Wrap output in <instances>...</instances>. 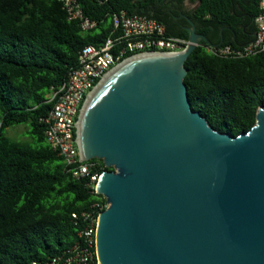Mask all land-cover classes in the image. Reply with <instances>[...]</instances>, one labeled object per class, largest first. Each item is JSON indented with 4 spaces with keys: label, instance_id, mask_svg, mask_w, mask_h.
Instances as JSON below:
<instances>
[{
    "label": "water",
    "instance_id": "95a60500",
    "mask_svg": "<svg viewBox=\"0 0 264 264\" xmlns=\"http://www.w3.org/2000/svg\"><path fill=\"white\" fill-rule=\"evenodd\" d=\"M183 16L185 48L120 68L81 118L93 89L80 108L81 156L112 166L96 181L107 201L96 223L99 264H264V105L235 136L190 108L184 59L210 41Z\"/></svg>",
    "mask_w": 264,
    "mask_h": 264
},
{
    "label": "trees",
    "instance_id": "16d2710c",
    "mask_svg": "<svg viewBox=\"0 0 264 264\" xmlns=\"http://www.w3.org/2000/svg\"><path fill=\"white\" fill-rule=\"evenodd\" d=\"M77 1L95 20L93 27L82 29L60 0H0V264H32L60 252L76 238L80 221L70 213L103 200L63 169L39 120L51 105L50 89L76 63L77 50L99 44L111 28V12L121 8L155 17L168 33L188 35L185 17L160 13L166 8L162 0ZM195 1L183 12L209 43L220 37V43L232 45L251 39L258 0ZM205 44L200 39L184 59L187 99L212 128L235 136L253 124L257 107L264 105V50L224 57ZM21 122L28 139L4 133ZM96 159L100 171L112 169Z\"/></svg>",
    "mask_w": 264,
    "mask_h": 264
},
{
    "label": "built area",
    "instance_id": "2783aa9c",
    "mask_svg": "<svg viewBox=\"0 0 264 264\" xmlns=\"http://www.w3.org/2000/svg\"><path fill=\"white\" fill-rule=\"evenodd\" d=\"M60 3L69 18L78 19L82 29L95 25V20L83 13L77 0H60ZM258 8L253 17L255 29L251 39L238 45L206 42L205 47L224 57H242L264 50V0H258ZM110 19L111 28L99 44L86 43L77 50L76 63L68 68L64 80L50 89L46 100L51 105L39 117L44 124V140L60 156L63 169L83 180L95 193H99L96 181L102 164L93 157L83 158L77 141V120L87 95L110 67L127 56L141 52L175 53L189 43L188 37L168 33L162 21L144 13L121 8L112 11ZM125 53L129 54L123 56ZM102 197L103 200L70 213L80 221L71 244L43 260H33L32 264H99L95 232L99 211L107 205Z\"/></svg>",
    "mask_w": 264,
    "mask_h": 264
},
{
    "label": "bare ground",
    "instance_id": "6f19581e",
    "mask_svg": "<svg viewBox=\"0 0 264 264\" xmlns=\"http://www.w3.org/2000/svg\"><path fill=\"white\" fill-rule=\"evenodd\" d=\"M176 53V52H175ZM150 54H156V52H148V53H141V54H136V55H132L129 57L124 58L123 60H121L120 62H118L116 65H114L113 67H111L110 69H108L101 77V79L99 80V82L95 85V87L93 88L92 92L88 95L82 112L80 114V118L82 117V114L91 98V96L96 92V90H98V88H100L105 82H107V80L113 76L120 68L130 64L131 62H133L134 60L143 57V56H149ZM109 72V73H108ZM108 73V74H107Z\"/></svg>",
    "mask_w": 264,
    "mask_h": 264
},
{
    "label": "rangeland",
    "instance_id": "374dc122",
    "mask_svg": "<svg viewBox=\"0 0 264 264\" xmlns=\"http://www.w3.org/2000/svg\"><path fill=\"white\" fill-rule=\"evenodd\" d=\"M181 2H182L183 9H190L196 3L195 0H182ZM26 127L27 125L24 122L13 123L4 128V133L12 139H18V140L28 139V135L25 131Z\"/></svg>",
    "mask_w": 264,
    "mask_h": 264
},
{
    "label": "flooded vegetation",
    "instance_id": "af4514ba",
    "mask_svg": "<svg viewBox=\"0 0 264 264\" xmlns=\"http://www.w3.org/2000/svg\"><path fill=\"white\" fill-rule=\"evenodd\" d=\"M166 3L165 11H161V14L167 12L173 19H178L179 17H184L183 6L181 1H171V0H162ZM186 27V25H183ZM78 121V120H77Z\"/></svg>",
    "mask_w": 264,
    "mask_h": 264
},
{
    "label": "crops",
    "instance_id": "0c3cea01",
    "mask_svg": "<svg viewBox=\"0 0 264 264\" xmlns=\"http://www.w3.org/2000/svg\"><path fill=\"white\" fill-rule=\"evenodd\" d=\"M254 31V30H253ZM240 44H242V43H240Z\"/></svg>",
    "mask_w": 264,
    "mask_h": 264
}]
</instances>
